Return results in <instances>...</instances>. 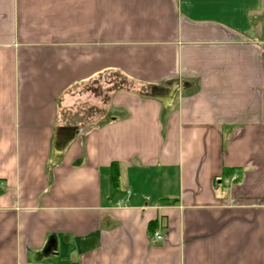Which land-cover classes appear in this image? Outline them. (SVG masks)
<instances>
[{
    "label": "crops",
    "instance_id": "crops-1",
    "mask_svg": "<svg viewBox=\"0 0 264 264\" xmlns=\"http://www.w3.org/2000/svg\"><path fill=\"white\" fill-rule=\"evenodd\" d=\"M66 263L264 264V0H0V264Z\"/></svg>",
    "mask_w": 264,
    "mask_h": 264
},
{
    "label": "rangeland",
    "instance_id": "rangeland-1",
    "mask_svg": "<svg viewBox=\"0 0 264 264\" xmlns=\"http://www.w3.org/2000/svg\"><path fill=\"white\" fill-rule=\"evenodd\" d=\"M96 95L97 94H80V97L75 99L72 105L77 114L70 115L69 112L67 115V122L76 124L81 128H86L95 123L96 119L98 118L97 109L99 108L97 107L99 96Z\"/></svg>",
    "mask_w": 264,
    "mask_h": 264
},
{
    "label": "trees",
    "instance_id": "trees-1",
    "mask_svg": "<svg viewBox=\"0 0 264 264\" xmlns=\"http://www.w3.org/2000/svg\"><path fill=\"white\" fill-rule=\"evenodd\" d=\"M228 172L224 174V176L228 177ZM110 181H111V187H110V196H109V201L112 203H115L120 196L121 193L118 192L117 190V170H116V164H113L112 167L110 168Z\"/></svg>",
    "mask_w": 264,
    "mask_h": 264
},
{
    "label": "built area",
    "instance_id": "built-area-1",
    "mask_svg": "<svg viewBox=\"0 0 264 264\" xmlns=\"http://www.w3.org/2000/svg\"><path fill=\"white\" fill-rule=\"evenodd\" d=\"M236 179V176H233L232 178H231V181H233V180H235ZM153 239L155 240V241H159L160 239H161V237L157 234V233H154L153 234ZM66 264H70V263H66Z\"/></svg>",
    "mask_w": 264,
    "mask_h": 264
}]
</instances>
